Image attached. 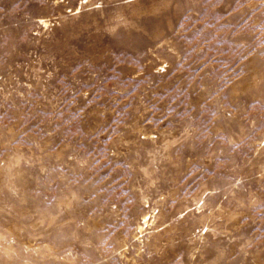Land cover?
<instances>
[{
  "label": "rangeland",
  "instance_id": "rangeland-1",
  "mask_svg": "<svg viewBox=\"0 0 264 264\" xmlns=\"http://www.w3.org/2000/svg\"><path fill=\"white\" fill-rule=\"evenodd\" d=\"M0 264H264V0H0Z\"/></svg>",
  "mask_w": 264,
  "mask_h": 264
},
{
  "label": "bare ground",
  "instance_id": "bare-ground-1",
  "mask_svg": "<svg viewBox=\"0 0 264 264\" xmlns=\"http://www.w3.org/2000/svg\"><path fill=\"white\" fill-rule=\"evenodd\" d=\"M144 214H145V213H144ZM147 219H148V215L145 214V215L142 217V223H145V222L147 221ZM142 226H143V224H142ZM138 229L141 230V226H140V227L138 226ZM138 232H139V231H138Z\"/></svg>",
  "mask_w": 264,
  "mask_h": 264
}]
</instances>
